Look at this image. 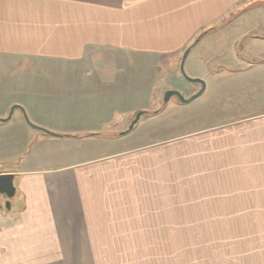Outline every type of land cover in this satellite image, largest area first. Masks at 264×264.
Returning <instances> with one entry per match:
<instances>
[{
  "label": "crops",
  "instance_id": "0c3cea01",
  "mask_svg": "<svg viewBox=\"0 0 264 264\" xmlns=\"http://www.w3.org/2000/svg\"><path fill=\"white\" fill-rule=\"evenodd\" d=\"M262 5L264 0H0V63L2 57L32 56L83 74L65 81V96L11 101L28 106L33 124L63 137L30 127L17 110L0 122V163L19 166L0 169V175H14L17 188L11 208L0 207V264H133L135 250L163 248V234L176 231L167 217L183 216L175 193L186 185L200 191L202 183L230 181L246 193L231 197L208 187L204 196L191 198L203 203L195 209L201 216L243 215L209 211L224 210L222 202L264 200L247 194L264 184V111L199 129L191 143L177 141L176 153L168 144L139 148L134 132L91 136L127 115L129 104L119 96H99L102 89H128L130 102L138 66L150 73L162 58L184 55L201 36L218 40L227 31L246 34L247 49L263 54L264 20L245 16ZM239 72L259 77L264 87V63ZM199 79L206 92L209 81Z\"/></svg>",
  "mask_w": 264,
  "mask_h": 264
},
{
  "label": "rangeland",
  "instance_id": "374dc122",
  "mask_svg": "<svg viewBox=\"0 0 264 264\" xmlns=\"http://www.w3.org/2000/svg\"><path fill=\"white\" fill-rule=\"evenodd\" d=\"M245 16L249 20H264V5L248 14L245 13ZM246 37L241 31L237 33L227 31L218 37V40L210 37L201 41L198 39L199 43L188 57L184 71L190 78L206 77L210 87L208 85L205 94L189 104H182L177 97H172L167 104L164 103L165 94L170 90L180 91L188 99L202 89L201 84L188 82L182 75L183 53L162 58V62L157 63L158 66L150 73L146 71L142 73L139 71L141 67L138 66L136 87L129 89L132 95L130 102L125 99L128 89H102L104 95L99 94L101 100L119 96L124 106L129 104L127 108L129 112L123 119L117 120L116 117L112 124L115 125L114 128L99 133V136L104 134V139L122 137L120 134L128 130L136 115L144 111L146 115L142 116L132 131L135 135H131L133 138L136 136L138 147L156 149L168 144L169 149H173L176 153L178 140L186 139L191 143V137L199 129L216 125V121L221 119L230 121L260 114L264 111V87L260 88L263 83L259 77L254 81L250 80V73L246 74L239 70L245 69L249 63L254 64L264 59V52L262 54L247 49L249 40L245 39ZM45 59L32 56L1 58L0 113L3 111L5 115L10 113L14 106L11 101L31 102L38 98L65 96V81L74 82V77L82 79L83 74L71 73L69 68L65 69L63 62ZM218 71L220 73H216ZM207 72H213L214 75L209 77ZM253 74L260 73L256 71ZM96 75L100 80H104L105 76L108 78L106 80H110L107 73ZM119 75L123 77L124 73ZM69 91L71 93L74 90ZM135 103L136 105L132 106ZM27 107L24 106L30 119L31 115ZM34 107V112L40 115V106ZM17 112L19 113L20 110ZM2 147L0 140V148ZM6 163H0L1 171L15 170L19 167L17 163ZM218 179L222 178L218 177ZM236 179L238 177L233 181ZM198 187L200 191L197 190L196 185L195 190L192 186L186 185L184 192L175 193V196L182 199L178 205L183 209V216L168 215L167 225L176 231L163 234L166 238L160 243L163 248L135 250L137 258L133 264H183L184 259L186 264H264V200H232L221 203L226 205L224 210L209 211L243 215L201 216L195 209L202 208L203 203H194L195 200L191 198L204 196L208 187L209 191L218 194L228 193L231 197L246 193L241 192L240 184L230 181L226 184L217 183L215 186L202 183ZM253 188L256 191L252 190V193L247 194L264 197V184ZM8 204L10 205V201L7 202L6 209ZM171 210H173L172 201L169 202V214ZM5 222L7 224V221ZM179 246H185V249H180ZM181 253L184 257H180Z\"/></svg>",
  "mask_w": 264,
  "mask_h": 264
},
{
  "label": "water",
  "instance_id": "95a60500",
  "mask_svg": "<svg viewBox=\"0 0 264 264\" xmlns=\"http://www.w3.org/2000/svg\"><path fill=\"white\" fill-rule=\"evenodd\" d=\"M203 37V36H202ZM201 39V38H200ZM199 39V40H200ZM199 40L197 42L194 43V45L191 47V48H188L184 55H183V58H182V62H181V72H182V75L184 76V78L188 81V82H191V83H197V84H201L202 86V89L197 93L195 94L194 96L190 97V98H185L182 93L180 91H176V90H170L168 91L166 94H165V97H164V103L167 104L172 97H177L179 99V101L182 103V104H189L191 102H193L194 100H196L197 98H199L200 96L203 95V93L205 92L206 90V82L202 79H199V78H190L188 77L186 74H185V71H184V65L186 64V61H187V58L188 56L190 55L191 53V50L195 47V45L197 43H199ZM16 110H20L24 116V119H25V122L32 128L38 130V131H41L45 134H48L52 137H56V138H61L63 137L62 135L60 134H57V133H54V132H51L45 128H42V127H39L35 124H33L30 119L28 118L27 114H26V110L21 106V105H14L11 110H10V113L8 115L7 118H0V122H3V123H6V122H9L14 114V112ZM142 116H144V111H141L139 112L137 115H136V118L135 120L132 122V124L129 126L128 130L125 132V133H121V135H126L130 132H132L136 125L140 122V119L142 118ZM65 137V136H64ZM14 175H9V174H1L0 175V195H6L8 199H12L15 195H16V192H17V188L15 186V181H14ZM2 208V207H1ZM10 205L8 204L7 205V209H10Z\"/></svg>",
  "mask_w": 264,
  "mask_h": 264
},
{
  "label": "flooded vegetation",
  "instance_id": "af4514ba",
  "mask_svg": "<svg viewBox=\"0 0 264 264\" xmlns=\"http://www.w3.org/2000/svg\"><path fill=\"white\" fill-rule=\"evenodd\" d=\"M8 201L9 199L6 195H0V207L5 208Z\"/></svg>",
  "mask_w": 264,
  "mask_h": 264
},
{
  "label": "trees",
  "instance_id": "16d2710c",
  "mask_svg": "<svg viewBox=\"0 0 264 264\" xmlns=\"http://www.w3.org/2000/svg\"><path fill=\"white\" fill-rule=\"evenodd\" d=\"M256 63H264V59H260L258 62H255L254 64ZM144 115H146V112H144ZM100 134H92L91 136H99Z\"/></svg>",
  "mask_w": 264,
  "mask_h": 264
}]
</instances>
